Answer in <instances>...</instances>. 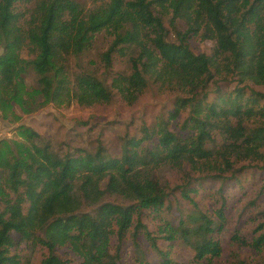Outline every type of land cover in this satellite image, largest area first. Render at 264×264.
<instances>
[{
	"label": "trees",
	"instance_id": "obj_1",
	"mask_svg": "<svg viewBox=\"0 0 264 264\" xmlns=\"http://www.w3.org/2000/svg\"><path fill=\"white\" fill-rule=\"evenodd\" d=\"M16 1L0 0V38L4 49L0 55V86L3 88L13 85L16 75L20 77L26 66H32L40 75L42 90L60 95L65 90V80L60 77L52 88L47 73L62 53L81 52L83 47H90L97 33L110 30L115 38L102 53V59L109 65L112 52L124 54L122 47L116 48L119 43L140 44L142 28H150L155 34L151 48L144 46L131 59L129 75H118L112 80L116 89L126 91L132 99L145 88L147 77L201 88L210 68H217L221 58L226 59L225 66L242 80L264 87V0H109L105 7L87 14L73 0H40L33 17L36 24L28 34L39 51L33 60H18L15 56L21 33L16 13L12 11ZM65 14L68 18H64ZM162 16H169L175 41L166 40ZM177 19L184 22L183 31L177 29ZM125 25H130L129 29ZM195 35L211 41L210 55L196 54L190 49L188 37ZM77 83L80 100L89 103L110 99L109 90L92 75L78 76ZM263 97L264 93L245 96L237 91L219 95L211 102L196 94L177 99L170 116H176L189 105L190 114L182 128L192 133L184 138L177 136L168 130V119L158 123L155 130L145 129L138 139H126L119 157H109L101 146L94 153L78 150L76 154L58 156L44 145L35 146L27 160L6 162L5 177L15 197L6 193L1 196L0 264H21L18 255L9 251L15 244L13 232L23 241H36L47 248L48 255L38 264H69V260L54 253L63 246L81 259L80 264H122L116 254H111L110 241L113 235L121 239L133 225L134 204L99 203L103 195L118 194L159 212L167 193L154 178V171L161 165L181 167L183 163L194 165L200 159H209L212 150L205 144L216 130L222 131L229 141L228 158L232 153L258 157L259 146L264 145V124L246 129L242 123L246 118L264 117V106L259 105ZM231 119L236 120L235 126ZM154 134L157 135L154 148L143 147L142 142ZM195 190L182 188V195L193 204L194 212L177 226L161 217L156 233L170 247L178 237L190 246L194 251L191 264L202 261L215 264L214 260L221 255V245L214 233L223 228V206L216 210L217 219L212 220L196 207L190 196ZM83 201L95 207L82 211ZM140 226L150 246L161 255L159 264H182L172 259L170 248L159 250L157 236L140 221L133 226L134 231ZM257 229L261 231L251 245L260 250L264 247V222ZM234 239L240 240L238 236ZM137 260L138 264L144 263L141 252Z\"/></svg>",
	"mask_w": 264,
	"mask_h": 264
},
{
	"label": "rangeland",
	"instance_id": "obj_2",
	"mask_svg": "<svg viewBox=\"0 0 264 264\" xmlns=\"http://www.w3.org/2000/svg\"><path fill=\"white\" fill-rule=\"evenodd\" d=\"M40 0H17L12 11L16 13L21 29L19 46L15 48L18 60H33L38 56V49L29 39L30 30L34 29L36 6ZM83 14L105 7L109 0H73ZM156 14V11L154 12ZM65 14L64 18H68ZM165 38L175 41V30L169 23V16H162ZM130 25H125L129 29ZM176 27L183 31L185 24L176 20ZM155 36L150 28H142L139 33L140 44L119 43L124 54L114 51L110 55V64L102 59L115 38L110 30H102L93 38L90 47H83L81 52L68 51L54 60L47 76L52 80V88L61 77L65 80V90L60 95L45 93L39 82L40 75L26 66L20 77L16 75L13 85L8 88L0 86V210L3 208L1 196L6 193L12 198L15 193L6 179V162L27 160L28 153L35 146L48 145L58 156L76 154L78 150L94 153L98 146L104 149L109 157H119L126 139L143 136L146 129H156L158 123L168 121V130L184 138L192 132L182 128V123L190 114V106L171 117L177 99H187L194 94L205 96L208 102L216 100L219 95L234 94L241 91L245 96L252 92L264 93V87L250 80H242L240 75L225 66L224 58L219 59L217 68H210L205 77V84L200 88H190L175 81H160L147 77L145 88L135 99L126 91H119L112 85L113 78L118 75H129L132 71L131 59L136 58L142 48H151V39ZM190 49L198 54L210 55L213 44L202 36L188 37ZM3 41L0 38V55L3 53ZM80 75H92L110 92L108 101L98 100L85 102L80 100L81 91L77 78ZM207 78V79H206ZM264 106V97L259 99ZM233 126L236 120L231 119ZM264 124V117L255 116L243 120V127L254 128ZM205 147L210 148L212 156L196 164L183 163L181 167L161 165L154 171L157 179L166 191L161 210L153 209L136 200H129L118 194L105 193L99 200L121 205L134 204L133 225L119 239L113 235L110 241V252L116 254L122 264H138L137 254L141 252L143 264H159L161 255L150 246L144 236L142 227L134 231L136 222L146 227L157 236V227L161 217L172 226L180 220H186L194 212L193 204L182 195V188H195L190 196L197 208L212 220L217 219L216 210L223 206L225 222L219 233H214L220 240L221 255L215 264H264V247L260 250L251 243L261 230L257 226L264 222V145L259 146V156H246L232 153L226 155L229 142L226 135L216 130ZM157 135L145 139L142 146L154 148ZM225 160H228L227 165ZM27 203L24 204L26 207ZM95 205L83 201L81 210L91 211ZM159 213V214H158ZM40 234V233H38ZM15 244L10 247L11 254L18 255L21 264H38L48 255L47 248L36 241H23L15 232L11 233ZM238 236L240 240H235ZM242 241V243H241ZM159 250L171 249L173 260L182 264H191L193 249L179 237L171 243L156 237ZM62 259L69 264H80L81 259L66 246L55 249ZM199 264H203V261Z\"/></svg>",
	"mask_w": 264,
	"mask_h": 264
}]
</instances>
